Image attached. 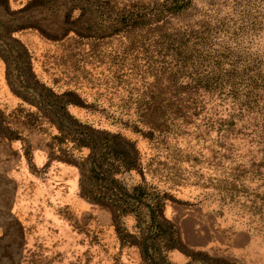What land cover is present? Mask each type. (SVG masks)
Wrapping results in <instances>:
<instances>
[{
	"label": "rangeland",
	"instance_id": "rangeland-1",
	"mask_svg": "<svg viewBox=\"0 0 264 264\" xmlns=\"http://www.w3.org/2000/svg\"><path fill=\"white\" fill-rule=\"evenodd\" d=\"M0 264H264V0H0Z\"/></svg>",
	"mask_w": 264,
	"mask_h": 264
}]
</instances>
